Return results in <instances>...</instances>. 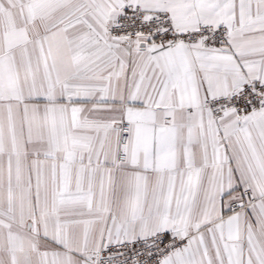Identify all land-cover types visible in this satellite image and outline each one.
Returning <instances> with one entry per match:
<instances>
[{
	"label": "snow or ice",
	"instance_id": "obj_1",
	"mask_svg": "<svg viewBox=\"0 0 264 264\" xmlns=\"http://www.w3.org/2000/svg\"><path fill=\"white\" fill-rule=\"evenodd\" d=\"M0 264H264V0H0Z\"/></svg>",
	"mask_w": 264,
	"mask_h": 264
}]
</instances>
